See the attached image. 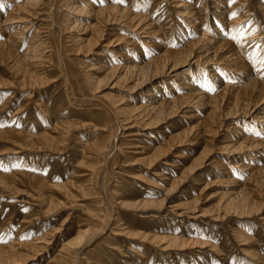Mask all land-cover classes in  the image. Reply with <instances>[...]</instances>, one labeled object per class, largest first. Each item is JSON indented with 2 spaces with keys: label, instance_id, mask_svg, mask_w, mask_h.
<instances>
[{
  "label": "bare ground",
  "instance_id": "obj_1",
  "mask_svg": "<svg viewBox=\"0 0 264 264\" xmlns=\"http://www.w3.org/2000/svg\"><path fill=\"white\" fill-rule=\"evenodd\" d=\"M174 81L183 89L167 87ZM128 83L127 90L153 86L130 102L115 92H103ZM0 96V154L6 153L0 163V197L16 196L20 187L29 189L30 200H36L38 212L46 216L54 204L76 197L90 201L82 226L56 244L44 264H102L104 244L115 243L109 239L122 225L120 209L162 210L163 198L129 200L122 175L125 163L132 161V138L139 135L132 129L155 128L166 121L169 131L160 129L152 146L143 144L151 152L147 159L167 153L177 158H167L168 166L180 170L177 177L159 175L168 183V199L190 179L194 184L182 191L181 202L168 205V235L154 234L150 241L164 243L160 248L170 251L168 257L172 250H185L196 241L180 236L177 222L196 221L213 209L233 217L236 227L230 233L240 243L260 240L256 230L264 224V0H0ZM175 117L191 124L171 125ZM85 128L94 133L74 135ZM184 145L196 149V155L181 150ZM214 146L226 153L227 164L241 171L227 169L222 158L208 157ZM69 147L71 152L59 160L60 175L51 176L44 168L47 159ZM207 162L221 176L213 181L227 188L216 192L215 203L206 211L197 208L211 186L212 174L200 173ZM59 177L62 182L53 181ZM45 189H52L55 197H47ZM0 209L6 211L0 230H6L12 217ZM220 213L210 219L217 221ZM156 215L152 217L160 219ZM33 216L24 213L23 221L31 222ZM254 217L257 222H252ZM186 224L190 233L200 229ZM24 225L9 240L2 241L5 232L0 236V264H25L56 236L52 229L23 240ZM135 231L123 229L121 234H140ZM147 235L139 236L145 240ZM215 247L211 243L210 248ZM183 255L174 261H207ZM247 256L255 259L242 264H264L255 249Z\"/></svg>",
  "mask_w": 264,
  "mask_h": 264
},
{
  "label": "rangeland",
  "instance_id": "obj_2",
  "mask_svg": "<svg viewBox=\"0 0 264 264\" xmlns=\"http://www.w3.org/2000/svg\"><path fill=\"white\" fill-rule=\"evenodd\" d=\"M232 3H233V1H232ZM173 16L175 17V15H173ZM175 33L176 32H173V36L175 35ZM172 39H173V37H172ZM177 39H179V38H177ZM180 41H182V40H180ZM159 45H160V47H162L161 43ZM195 67H197L199 70L202 69L198 65L193 66V68H195ZM183 68H185V67H182L181 69H183ZM222 75L223 74H221V76ZM208 79H209V77H208ZM157 82H160V81L158 80V81L154 82V85H157L158 84ZM181 82H185V81H181ZM168 83L169 84L167 87L168 88L172 87V89L174 91H176V89L178 90L179 88L183 89L182 85L176 84L177 81H174L172 83L168 82ZM107 85L111 86L112 83L110 84V82H108ZM130 85L131 84L128 83L126 86H124L123 84L122 85L118 84L114 88L106 87L103 89L104 90L103 92H115L120 97H123L124 100L130 102V101L140 100V98L143 96L145 90H147L153 86V85H151V86L143 87V88L137 89V90L136 89L127 90L126 88ZM1 101L2 100H1V96H0V102ZM16 106H17V101L14 104V106H12L11 109L16 108ZM182 115H184V114H182ZM181 119H182L181 117L173 118L172 119L173 122L171 123V125L181 127L183 125L191 124V122L187 121V119H185V120L182 119L183 120L182 122L180 121ZM169 124L170 123H168V121H166V123H162L160 126L155 127V128L135 127L132 129V130L135 129V131H137L139 133V135L134 136L132 138V142H131L132 147L130 146L131 148L128 149L130 151V152L128 151L130 153L129 158L132 159V161H130L131 163L130 162L125 163L124 169H126L127 171L122 175L123 181L125 182V187H126V189H125L126 196L128 193V197L129 198L131 197V199H129V200H131V201H135L136 199L138 201L139 200H144V201L145 200H158L159 201V199L163 198V199H165L163 202L164 206H163L162 210L160 209L161 211L160 210L158 211V209H155V207H152L149 205H147V206H149L150 208L145 207L143 210H135V209L133 210L131 207L126 208V210H125V208L120 209V215L119 216H120V218H122V225H119L118 230L116 231L117 234L114 233L115 235L114 234L111 235V237L109 239L111 242H115V243L114 244H108V243L104 244L106 253H104V255L102 256V258H103L102 264H115V263L116 264H124L123 260H125V259H127V261L132 263V264H169V262L171 264H187L188 261H184L182 263H176V261H174V260H176L175 257L180 255V253H182V252L187 254V255H183V256H188L189 258H192V259L194 257H198L200 259L199 262L200 261L202 262V260L204 261L205 259H207V261H205V262H207V264L208 263L209 264H242L241 262H244L248 259H250L253 262V260L255 258H250L247 256L249 251L250 250L253 251V249H255L258 254L264 256V224L263 223L260 222L258 224L259 227L257 230L255 229V227L253 228L256 230V235L258 237L260 236V240L256 239L257 238L256 237L255 238L256 240L254 241L253 244H249V245L244 244V243L242 244L239 241H237V239L235 238V236L233 234H231L233 232L232 230L234 229V227H236V225L234 223L235 221H233L234 220L233 217L232 216L228 217V215H226V217H225V216H223L222 212L220 213V211L218 212L217 210H214V209H213V212L210 211L207 213L208 216H205L206 218L205 217L199 218V219H196V221H195V219H189L188 218L190 223L197 224L200 228V229H197L195 231V233H190V230H192V229H190V227H188V225L186 224V223H189L187 220L182 221V222L179 220L177 222L176 226L180 229V231L178 232L179 235L184 237V238H187V240H191V241L193 240L194 241V239H195V241H196V244L195 243L194 244H188L187 245L188 248H185V250H181V251L178 249L172 250L173 251V252H171L172 256L170 254V256L168 257V254L170 251H168V249L162 250L160 248V247L164 246V243H162V244L155 243L154 244L153 242L150 241L151 236L168 235V217H169L168 216V210H167L168 205H171V204L173 205V204H177L178 202H181V200H179V199L182 197H179V196H181L183 194L184 190L191 189L192 185L194 184L193 179H190L189 180L190 182L189 181L185 182L180 187V190H177V192L174 195H172L171 197H169V199H168V183L161 180V177L159 175L161 174L162 177H164L165 175H166V177L168 175H170L172 177H177L178 172H180V170L177 168L175 170L173 167H170L167 165L168 159L171 161H175V159L177 160V158H173L174 153H173V155H168V153H167L166 155L159 158L161 160L157 159L159 162L155 158L151 159V160L147 159L151 155V152L150 151L148 152V150H150V149H143L144 148L143 144L145 142H147L148 145L152 146L154 141L156 142L158 140V139H155L158 131L160 129H164L168 132L169 131L168 127L170 126ZM85 133L86 134L87 133L92 134L94 132H92L89 128L88 129L85 128V129H79L78 131L75 132L74 135L76 137H78V136L80 137V135H82V137H85L86 136ZM151 139H153V140H151ZM214 143H216V141ZM186 146L187 145H184L185 148L181 147V150H187L188 152L186 151V153H188L190 156H195L196 155L195 154L196 149H193V147H190V146H187V147ZM198 149H200V147H198ZM214 149H216V150H214ZM71 150L72 149L69 147L68 150L66 151L68 153L64 152L62 154H58L57 156L55 155L54 156L55 158L51 157L50 159H47V161L44 165V168L50 169L49 173L52 174L51 176H53V177L57 176L58 177L60 175L59 173L61 170V164L59 163V160L60 161L63 160L60 157L62 155H65V154L68 155L71 152ZM209 154L210 155L208 157H212L213 159L222 158L220 161L222 163H225V165H227V167H226L227 169H229V170L235 169V170L241 171L239 169V167H237V166L235 167V165L231 166V164L226 163L225 158H224L226 156V153L221 151L218 147L214 146L213 151ZM261 157H264V155H262ZM142 158L145 160L143 161ZM4 160H6V153L0 154V163L5 162ZM42 162H43V159L40 161V164H42ZM185 162L186 163L183 166L187 165L190 161H189V159H187ZM208 162L204 163L205 165H202V167L200 168V173L202 174L203 172H205V173L207 172V174H208V172H209L212 174L211 176L209 175L210 178H208V181H211V184H210L211 186L209 185L210 187H208L206 189L205 193L203 194L202 200L199 202L198 208H197V209L206 210V211L209 208H211V206L215 203L214 201H216V199H215L216 198V196H215L216 192L224 190L227 188V187H225L224 184H222L220 182L215 183L213 181L215 179H220L221 176L217 173H213V170L215 171V169H213V167L210 166ZM255 162H257V161H255ZM176 164H178V162H176ZM207 164H208V166H206ZM180 166H181V164H180ZM169 169H171V172L169 171ZM152 171H153V173H152ZM155 171H157V172H155ZM46 173H47V171H46ZM55 179L53 180L54 182H62L61 177H59V179H56V180ZM111 184H112V182H109V186H110L109 188H111ZM20 188L22 190H20L19 193L16 194V196L12 195L9 198H6V196L3 198L0 197V208H3L4 210L9 211V214L7 215V217H12V220H11V223L9 224V227H7L6 230H4L3 228L0 230V236H2V234L5 232L7 234H5L3 236L4 238L2 237L1 239H2V241L9 240V238L11 236H14V234H15L14 230H16V228L18 226H22L23 224H25V225L23 226V230H22V233L20 236L23 240H25V239L31 240L34 237H40L44 233H47L48 231L53 229L52 230L53 236L54 235H56V236L53 237L54 240L51 241L52 243H50L49 246L47 245L48 246L46 248L47 250L44 249V251H42V253L37 255L36 258L29 259L28 261L25 262V264H44L46 262V259L48 258V256H50V254L52 253L56 244H58L60 241H64V240L72 237L74 235V233L76 232L77 228L82 226L81 221L83 220L82 218L85 217V213L87 211H89V209H90V201L88 199H85V198L76 197L70 201H64L63 203L65 205L64 204H60V205L56 204L57 205L56 206L54 204V205H52L53 208H51L49 215L46 216L45 214L38 212L39 208L37 206H35L36 200H34V201L30 200V196L33 194L32 193L33 191H31L29 189L25 190V188H22V187H20ZM51 190L52 189H45V191L42 193H44L47 197H55V196H53L54 195L53 190L52 191ZM213 192H215V193H213ZM191 193L193 196L197 195L196 194L197 192L195 190H192ZM213 194H214V196H213ZM167 201H169V203ZM263 207H264V205H263ZM29 212H30V214L36 215L38 217L33 216L34 219H32L31 222L30 221L24 222L23 221L24 213L26 214ZM154 212H155V214H154ZM5 213H6V211H5ZM5 213H1V211H0V225L2 222L3 214H5ZM217 213L222 214L221 215L222 218L219 217L220 219L218 218L217 221H216V219H213V218L210 219L211 217H215ZM156 214L160 217V219H156V218L152 217L153 215H156ZM164 216H166V217H164ZM77 217H78V219H77ZM259 217H262V214L259 215ZM203 222H205V223H203ZM252 222H257V219L255 220V217H254ZM19 223H21V224H19ZM239 223H244V222L239 221ZM239 223H236V224H239ZM238 226H240V225H238ZM206 228H208V229H206ZM123 229H130V231L136 230L137 232H139L142 235L148 234L147 235L148 237L145 238V240H143L144 238L141 237V239L143 240V242H142V240L140 239V236H139L140 234L128 237L126 235L121 234L122 233L121 231ZM154 234H156V235H154ZM48 236H46V237H48ZM204 241H205V243H204ZM211 243H215V245H216L215 249L210 248ZM39 244L43 245L42 243H39ZM200 244L202 247L200 246ZM44 245H46V244L44 243ZM250 245H252V248L250 247ZM128 247H130L132 251H133V249L139 251V254L138 255L133 254V252L130 249H128ZM219 250L221 253L219 252ZM216 251H218L219 253ZM123 252H124V255H123ZM212 253H214V254H212ZM126 254L128 255V258H125L127 256ZM163 254H164V256H162ZM134 256H136V257L134 258ZM117 258L120 262L117 260ZM194 260H195V258H194ZM194 260H192V261H194ZM205 262L200 263V264H206Z\"/></svg>",
  "mask_w": 264,
  "mask_h": 264
}]
</instances>
